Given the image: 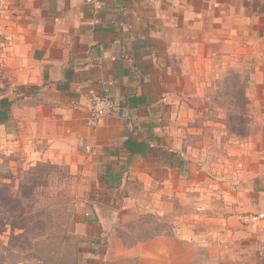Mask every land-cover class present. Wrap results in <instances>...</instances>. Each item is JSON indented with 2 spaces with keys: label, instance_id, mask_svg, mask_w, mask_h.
Masks as SVG:
<instances>
[{
  "label": "crops",
  "instance_id": "obj_1",
  "mask_svg": "<svg viewBox=\"0 0 264 264\" xmlns=\"http://www.w3.org/2000/svg\"><path fill=\"white\" fill-rule=\"evenodd\" d=\"M6 3L9 10L0 12V187L18 180L22 167L50 163L97 179L112 208L129 181H155L158 197H180L186 164L203 156L209 170L220 154L226 199L235 195L227 187L232 178L237 195L250 199L226 220L206 223V242L220 241L222 254L235 247L232 256L247 264H264V220L241 218L264 214V0H103L99 12L87 0ZM246 61L253 68L248 83L263 90L249 93L250 135L227 139L228 126L215 123L210 130L221 135L205 134L203 152L197 142L186 145L183 98L202 95L200 87L212 93L234 81L243 86ZM231 70L241 75L230 82ZM104 94L115 109L96 123L92 98ZM216 111L222 118L245 113ZM210 177L213 169L204 175L213 187ZM185 240L172 243L193 242Z\"/></svg>",
  "mask_w": 264,
  "mask_h": 264
},
{
  "label": "rangeland",
  "instance_id": "obj_2",
  "mask_svg": "<svg viewBox=\"0 0 264 264\" xmlns=\"http://www.w3.org/2000/svg\"><path fill=\"white\" fill-rule=\"evenodd\" d=\"M252 72V62L246 61L243 86L234 81L212 93L200 87L202 95L183 98L181 122L186 145L189 140L193 145L197 142L203 152L205 134L212 138L221 135L219 129L210 130L215 123L228 126L230 133L224 135L227 139L237 135L246 139L250 135L248 115L253 102L249 95L258 90L248 83ZM229 73L230 82L241 75L235 70ZM260 108L263 112V100ZM218 109L245 113L222 118ZM207 125L212 133H206ZM241 129L243 133L238 132ZM168 135L172 142L171 131ZM220 159V154L215 155L209 170V160L203 156L188 162L180 197H158L155 181H129L114 197L112 208L101 198L107 195L105 189L88 173L72 174L66 166L44 162L22 167L18 180L0 187V264H247L232 256L235 247L222 254L220 241L212 246L206 242L205 232L211 226L206 223L211 219L226 220L250 199L237 195L234 178L227 185L234 198L226 199V181H221L218 174L225 171ZM212 169L210 187L204 175ZM231 171L235 175L236 168ZM112 216L116 220L113 227ZM189 237L191 245L172 243L173 239L184 241ZM158 238L163 241L158 243ZM172 254H178L180 259H172Z\"/></svg>",
  "mask_w": 264,
  "mask_h": 264
},
{
  "label": "built area",
  "instance_id": "obj_3",
  "mask_svg": "<svg viewBox=\"0 0 264 264\" xmlns=\"http://www.w3.org/2000/svg\"><path fill=\"white\" fill-rule=\"evenodd\" d=\"M87 3L92 5L95 11L99 12L103 8V0H87ZM9 10L6 0H0V12ZM92 113L96 123L101 122L105 117L111 116L115 109L114 100L110 95H95L92 98ZM247 224H258L264 220V214H246L241 216Z\"/></svg>",
  "mask_w": 264,
  "mask_h": 264
}]
</instances>
